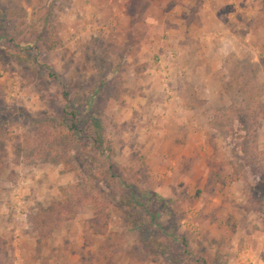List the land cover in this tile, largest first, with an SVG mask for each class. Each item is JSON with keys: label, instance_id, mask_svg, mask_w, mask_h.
Here are the masks:
<instances>
[{"label": "rangeland", "instance_id": "obj_1", "mask_svg": "<svg viewBox=\"0 0 264 264\" xmlns=\"http://www.w3.org/2000/svg\"><path fill=\"white\" fill-rule=\"evenodd\" d=\"M0 12V264H264V0H0ZM172 20L180 52L158 45ZM179 59L207 104L185 114L207 128L187 126L196 142L180 154L163 122L194 98L174 86Z\"/></svg>", "mask_w": 264, "mask_h": 264}, {"label": "crops", "instance_id": "obj_2", "mask_svg": "<svg viewBox=\"0 0 264 264\" xmlns=\"http://www.w3.org/2000/svg\"><path fill=\"white\" fill-rule=\"evenodd\" d=\"M237 13H238V11L235 12V14H237ZM217 14L220 15L221 14L220 11L216 12V18L218 16ZM230 16L231 15H227L226 18H225L227 24L231 20ZM172 22H173V20L170 21V22L169 21L167 22V25L169 27V35L171 36V38H168V41H167L168 43H166V38H165V40L164 39H159L158 45H162L163 46L162 48L163 49L166 48L165 49L166 51H167L168 47L173 46L172 50L175 48L174 49L175 51L180 52V50L182 51V50L185 49V47H187L186 45H184V43H185V41H184L185 40L184 39L185 32L181 31L183 29L180 28V27L177 28V27L174 26V28H173V25L171 24ZM230 27H232V25H230ZM176 28L178 29V31L180 30V32H177L175 30ZM221 30L225 34L224 38H227L229 40V42H230V48L232 50V53L234 55H236V56L237 55L240 56V54L242 52L243 55H244V47H245L244 43H243V45L239 46V44L237 43V40L235 39L233 34H231V32H230V31H233V29L227 30V28L226 29L222 28ZM166 31H167V29H166ZM225 41H227V40H225ZM139 42L141 43V41H139ZM152 44L153 43L151 42V43H149L147 45V42H146V45L142 47V51L137 55V57H135V59L136 60L140 59L145 53H147V51L151 50L150 45L152 47ZM139 46H140V44H139ZM180 47H181V49H180ZM158 48H160V46H158ZM216 53H217V56H219V58L218 59L217 58L214 59L212 66L217 67L218 69H222L223 61L226 59V57L228 55L224 54L223 51H221V48L217 49ZM182 56L185 59H188V56H190V55L187 54V51H184L182 53ZM248 56L249 55H248V52H247V56L246 57H248ZM203 58L204 57L202 56L201 60H203ZM243 59H245V57H243ZM129 62H131V61H129ZM187 62L188 61L184 62L183 60L179 59L177 64L174 65V66H176L175 74H174V79H175L174 86H175L176 91L178 92V94L181 96V98L183 100L185 99V103H186L187 97H189V98H193L194 97L193 98L194 103H192L193 100H192V102L190 104L187 103L188 105H184L182 103V106H180L178 111L175 108H173V109L171 108V109L168 110V112H164L165 115H163L164 116L163 117V122L166 124V121H167L168 124L170 123L173 126L172 128L169 126V133H168V136L165 138L167 140L166 143H168V145H170V146H175V147H177V145H178V149L179 150L178 149L174 150V152L175 153L178 152V154H180L181 152L184 153V150L182 148H180V147H182V145H186L187 147H191V146L195 145V142H196L195 138H194L195 136H193L191 134H187V131H186V127L187 126L190 127V125L192 126L193 124L198 123L197 125L200 124V126H198L199 128L197 127L198 130H205L207 128V125H203L204 123L202 122V120L200 121V117L198 118L199 120H195L193 122L192 121L191 122H187V120L185 119V114H189L190 112H194L193 114H196V115L199 114V116H200V114L203 113V110L207 108V106H205L207 104L198 102L199 100L200 101L202 100L201 95H200V93H198V91H196V93H194V95L191 96L190 93L187 90V86L185 85V82H189L188 80H186V78H189L188 77L189 74L188 73L187 74L183 73L184 70L182 69V67L184 65L187 66L189 64ZM201 66L202 67L204 66L203 62L201 64ZM179 82L182 85V87L180 89L178 88ZM147 89H148V93L151 94V95L148 96L149 99H151V97L154 98L156 95L159 94L157 92V90H155L153 88V85H151V83H149ZM142 93H145V91L143 90ZM148 98H147V100H148ZM143 99L144 98L140 99V101H143ZM150 103H151L150 105H154V106H158L159 105V103L158 104L152 103V102H150ZM160 103H161V100H160ZM157 113L160 114V109L158 110ZM177 114L179 116L178 117V121H176L177 120L176 119L177 116L173 117L174 115H177ZM180 118L182 120H180ZM182 121H183V123H182ZM181 127H183V128H181ZM171 176L172 175H169L168 178H170ZM186 176H188L187 173H185L183 175V177H186Z\"/></svg>", "mask_w": 264, "mask_h": 264}, {"label": "trees", "instance_id": "obj_3", "mask_svg": "<svg viewBox=\"0 0 264 264\" xmlns=\"http://www.w3.org/2000/svg\"><path fill=\"white\" fill-rule=\"evenodd\" d=\"M0 18H1V12H0ZM75 126H77V123H76V125Z\"/></svg>", "mask_w": 264, "mask_h": 264}]
</instances>
